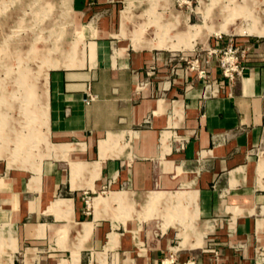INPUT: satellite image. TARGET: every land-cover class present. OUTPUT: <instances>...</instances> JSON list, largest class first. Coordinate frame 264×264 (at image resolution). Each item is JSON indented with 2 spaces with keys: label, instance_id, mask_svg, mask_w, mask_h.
<instances>
[{
  "label": "crops",
  "instance_id": "obj_1",
  "mask_svg": "<svg viewBox=\"0 0 264 264\" xmlns=\"http://www.w3.org/2000/svg\"><path fill=\"white\" fill-rule=\"evenodd\" d=\"M162 3L153 13L156 22L170 23L175 16L191 22L188 9L176 8L173 0L168 8ZM153 4L134 0L137 11ZM132 5V0H71L85 54L76 65L49 69L40 154L9 161L0 141V224L12 229L18 247V239L53 240L71 259L79 247V264L82 251L92 257L107 249L120 264H258L264 245V185L257 168L264 139V35L210 36L186 23L173 42L166 38L177 35L159 28L143 34V15L123 14ZM187 31L202 42L183 39ZM128 38L137 40L131 45ZM230 38L244 48V69L229 81L213 59L209 70L216 84L205 88L186 60ZM156 183L179 187L154 188ZM105 186L111 187L108 195L94 197L90 214L86 193ZM193 197L201 228L211 230L200 246L168 254V241L153 235V218H161L164 229L163 213L175 214L177 208L160 205L183 198L186 206L185 199ZM149 198L150 209L144 207ZM63 200L71 205L55 207ZM239 206L242 213L234 217ZM145 212L152 215L144 232L122 220L121 228L101 219ZM172 226L179 235L180 227ZM182 240L171 249L183 247ZM25 250L26 264L34 248Z\"/></svg>",
  "mask_w": 264,
  "mask_h": 264
},
{
  "label": "rangeland",
  "instance_id": "obj_2",
  "mask_svg": "<svg viewBox=\"0 0 264 264\" xmlns=\"http://www.w3.org/2000/svg\"><path fill=\"white\" fill-rule=\"evenodd\" d=\"M153 1L154 4L149 9L137 11L136 6H134V0H132L133 5L129 6L126 10L123 9L124 12L123 10L122 12L123 14H142L144 23L141 24L140 30L141 28L144 30L142 32L143 34L151 32V34H156L155 31L159 28L160 33L176 34L177 37L171 35V38H166L173 42L179 40L178 36L185 33L183 30L186 28L184 26L186 23L196 26L193 27L195 33L200 34L206 31L210 36L215 33H222L224 35V32L220 30H209V25L215 24L214 26L216 28L221 23L223 19L221 12L223 11L227 14L229 11L232 14L236 12V21L240 22L243 26L245 24L247 25L248 22L254 23V21L264 24V0H201V3L200 0H173L176 3V8L188 9L190 11L191 22L200 23H191L188 18L181 21L175 16L174 21L162 24L160 20L159 22L155 21L157 17L154 16L155 18H153L155 8L161 1H163L162 4L164 7L167 8L171 7V4H168V0ZM141 3L142 7L146 4L145 2ZM197 5L199 6L197 7ZM167 13L165 12V14ZM147 18H149V21ZM74 23L71 0H0V141L1 151L9 158V161L19 162V159L30 160L34 155L40 154L41 148L43 149L45 147L43 134L46 119L45 111L48 105L49 69L59 65H76L81 61V56L85 54V41L83 40L81 32L77 29L75 31ZM172 26L176 27L173 28ZM189 34L187 31L185 35L188 37L185 36L183 39L189 38L193 45L202 42L200 37ZM246 34L255 35L252 32ZM232 35L236 36L241 34ZM128 39L131 45L134 40H137V38ZM23 153H27L29 157L28 155L26 157L24 155L22 156ZM1 157L7 162L5 157L2 155ZM258 158V177L260 184L263 186L264 139L258 147ZM118 187L125 189L124 186ZM153 187L176 188L179 185L161 187L156 183ZM110 188L105 186L103 187V191L99 190L86 193L87 195H85L84 199H88L89 205L87 206L86 201L85 204L90 210V214L94 209V197L98 193L104 196L108 195ZM150 199L152 198H149L145 202V208L149 207L150 209L153 206V204L150 205L149 203ZM178 199H175L173 203L160 205L163 209L165 207L168 209L169 206L173 210L177 208L175 214L161 212L165 215V221L163 223L164 229L161 227V218H153V235L156 238L168 241V244H166L168 254H174L180 250L187 249L188 247L185 246H200L199 243L202 244L203 236L205 238L207 234L205 232L211 230L209 227L201 228L199 212L196 210L197 202L194 197L192 199H185L188 202L186 206L182 204L184 202L183 198ZM101 200V198L98 199L97 203H102ZM70 203L69 200H63L62 204H56L55 202V207L57 205L63 206L64 204L70 206ZM182 208H186L190 212L181 214L180 210ZM241 208V206L237 208L239 213H233L234 217L242 213ZM144 214H137V217H133L130 213H123L118 214V220L107 217L101 219L103 221H109L121 228L123 226L122 220L135 224L136 227H140L144 232L149 226L147 224L148 219L146 218L152 215L151 212L148 214L145 212ZM172 225L180 227L179 235L177 234V227ZM135 231L140 238L139 230L135 229ZM12 232V229L6 227L5 224H0V264H13V259L14 264H25V249L27 247H33L34 250L28 253L33 257L32 259L27 257L26 264H79V247L73 250L71 259L70 251L58 247L53 240L51 242L45 241L41 244H36L18 239L20 243L18 247L17 239ZM180 235L183 237L181 241V246L183 247H173L175 250L171 249V245H178L181 239ZM195 243H198V245H191ZM142 246L147 245L143 244ZM159 246L162 247L163 245L159 244ZM110 252L108 249L106 252H94L91 257L90 253L84 250L81 254V264H87V258H92L90 264H120ZM259 253V259L262 260H259L258 264H264V245L259 249ZM128 264L143 263L133 261Z\"/></svg>",
  "mask_w": 264,
  "mask_h": 264
},
{
  "label": "built area",
  "instance_id": "obj_3",
  "mask_svg": "<svg viewBox=\"0 0 264 264\" xmlns=\"http://www.w3.org/2000/svg\"><path fill=\"white\" fill-rule=\"evenodd\" d=\"M244 48L237 44L232 38L222 46H208L201 48L194 57L187 59L188 68L196 72L197 77L202 79L204 87L216 84V79L211 75L209 65L215 60L220 70V75L224 79L233 81L241 75L244 69ZM87 206L88 199H85ZM188 260L186 264H192Z\"/></svg>",
  "mask_w": 264,
  "mask_h": 264
},
{
  "label": "bare ground",
  "instance_id": "obj_4",
  "mask_svg": "<svg viewBox=\"0 0 264 264\" xmlns=\"http://www.w3.org/2000/svg\"><path fill=\"white\" fill-rule=\"evenodd\" d=\"M258 3V2H257ZM256 7V6H255ZM239 14V13H237ZM256 14V13H255ZM258 14V13H257ZM221 15L223 19L221 20V23L218 24V26L215 28L214 25H209V30H220L221 32L225 33H233V34H246L248 32H252L255 35H264V24L253 22H248L247 25L243 26L240 22L236 21V12L232 14V12L229 11V13L221 12ZM263 15V14H262ZM239 17V16H238ZM262 19V18H261ZM264 19V17H263ZM252 20V19H251ZM247 22V21H246ZM195 27V26H194ZM208 28V27H207ZM202 31V30H201ZM211 32V31H209ZM246 32V33H245ZM159 42V41H158ZM162 43V42H161ZM15 45V43H14ZM17 45V44H16ZM19 45V44H18ZM21 45V44H20ZM20 48V47H19ZM14 49V48H12ZM53 57V56H52ZM29 80V79H28ZM30 88V87H29ZM32 89V88H31ZM46 112V111H45Z\"/></svg>",
  "mask_w": 264,
  "mask_h": 264
}]
</instances>
